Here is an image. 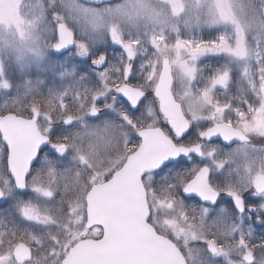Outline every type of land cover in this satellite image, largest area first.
Instances as JSON below:
<instances>
[{"label": "snow or ice", "instance_id": "6c2138e0", "mask_svg": "<svg viewBox=\"0 0 264 264\" xmlns=\"http://www.w3.org/2000/svg\"><path fill=\"white\" fill-rule=\"evenodd\" d=\"M254 137L264 0H0V264H264Z\"/></svg>", "mask_w": 264, "mask_h": 264}, {"label": "flooded vegetation", "instance_id": "af4514ba", "mask_svg": "<svg viewBox=\"0 0 264 264\" xmlns=\"http://www.w3.org/2000/svg\"><path fill=\"white\" fill-rule=\"evenodd\" d=\"M252 143L256 146H260V147H264V141H261L260 138H253L252 139ZM235 145H233L234 147ZM221 264H222V261H221Z\"/></svg>", "mask_w": 264, "mask_h": 264}, {"label": "rangeland", "instance_id": "374dc122", "mask_svg": "<svg viewBox=\"0 0 264 264\" xmlns=\"http://www.w3.org/2000/svg\"><path fill=\"white\" fill-rule=\"evenodd\" d=\"M203 59V63L204 64H212L215 62V58L213 57H205V58H202ZM261 141H264L262 139H260Z\"/></svg>", "mask_w": 264, "mask_h": 264}]
</instances>
